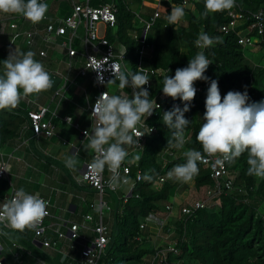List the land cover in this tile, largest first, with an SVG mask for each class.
<instances>
[{
    "label": "trees",
    "instance_id": "16d2710c",
    "mask_svg": "<svg viewBox=\"0 0 264 264\" xmlns=\"http://www.w3.org/2000/svg\"><path fill=\"white\" fill-rule=\"evenodd\" d=\"M108 1L114 4L116 22L113 27L107 28L105 34L111 43L121 42L127 48L125 60L130 57V72L139 71L144 49L150 51V66L158 72L149 73V84L144 86L150 93L149 100L153 101L162 92L165 76L172 77L177 68L187 67L189 60L198 52L202 51L212 61L204 73L209 80H198L194 83V87H200L201 91L196 90L190 110L185 113L190 124L185 130L186 143L183 152L180 153L181 149L167 146L173 132L163 123V114L173 108L172 98L168 97L160 108H155L153 113L146 117L145 122L154 129L145 132L142 146L137 149L136 145H124L129 153L124 162L131 165L128 175L133 183L131 195L124 201L123 191L107 192L112 224L109 243L98 264H142L153 261L157 252L168 248L166 245L156 247L147 239L149 233L146 234V227L140 226L151 213L159 218L168 217L170 211L167 206L172 202L164 205L161 202L170 198V189L178 180L167 177V173L174 166L186 163V150L196 149L203 152L196 135L202 125L200 116H204L206 111L205 100L211 80L218 82L222 99L229 91H247L250 102L264 100V33L260 35L256 29L250 32L252 40L257 41L255 48L258 47L262 52L259 59L250 60L245 54L246 49L239 43L240 37L246 33V28L254 21L253 14L264 9V0H235V7L230 10L247 17L248 20H239L237 26L228 28L227 31L223 30V27L228 26L232 20L229 10L205 15V0H193V4L190 3L184 8L185 15L182 20L171 25L167 17L173 7L181 6L182 0H161L159 17L151 22L155 9H148L144 14L146 22H140L138 25L136 20L143 5L142 0H90L89 3L98 6ZM73 4L71 0H53L44 19L36 24L23 15L20 18L15 16L19 21L17 31H43L46 39L47 25L57 17H67ZM12 15L18 14L0 13V32L1 35L6 33L4 37L8 38L5 42L0 41V75L4 71L3 61L10 54L9 44L14 30L9 23L15 19ZM147 22L151 24L147 26ZM144 28L146 31L143 36ZM133 30H137L136 37L129 34ZM200 32H205L213 38L218 37L219 42H214L208 48H197L195 40ZM36 41L39 44L29 45L23 40L17 52L32 51L34 58H39L40 49L45 43L39 36L34 37V42ZM183 49L186 51L185 56H182ZM85 62L84 57V64ZM116 83L119 84V81ZM127 89V97L131 99L133 89ZM115 95H120V90L116 91ZM176 100L183 108L184 102L179 98ZM29 107L28 104L20 103L17 108L21 109L0 110V151L7 143L21 135L36 137L29 117V112L35 110H27ZM59 120H56V125L60 123ZM137 155L139 160L134 159ZM247 158L248 154L245 152L229 161L234 191V188L223 191L214 197L213 205L196 209L189 215L184 214L185 217L179 220L167 221V227L174 223L176 237L173 238V245L179 249V253L168 251L165 264H264V220L258 211L259 206L264 204V178L247 174ZM197 163L199 172L194 178L197 188L207 183L214 185L209 170L203 168L200 162ZM138 172L141 173L139 181L136 180ZM145 174L152 179L145 180ZM161 177L167 178L161 182ZM86 207V212L93 211L89 203ZM7 230L10 237L0 238L1 264H35L38 260L50 264H69L68 259L61 260L62 255L57 250L37 246L32 229L23 232L10 228Z\"/></svg>",
    "mask_w": 264,
    "mask_h": 264
},
{
    "label": "clouds",
    "instance_id": "9594fccd",
    "mask_svg": "<svg viewBox=\"0 0 264 264\" xmlns=\"http://www.w3.org/2000/svg\"><path fill=\"white\" fill-rule=\"evenodd\" d=\"M233 7L235 0H205L204 14L223 12ZM47 11L48 4L42 0H0V13L20 14L34 24L41 22ZM184 15L183 7H173L167 17L169 25L181 21ZM214 42H219V38L200 32L195 46L204 49L212 46ZM126 52L127 48H122L123 56ZM34 56L32 51H14L3 61L4 71L0 75V110L15 109L22 98L38 95L52 88L53 80L49 72ZM107 59L108 57L104 58V61L107 62ZM211 63L201 51L189 60L187 67L177 68L172 77H164L163 94L184 102L183 108L174 105L163 114V123L173 130L168 147H184L185 130L190 124L185 113L190 110L191 102L196 96L194 83L198 80H209L204 73ZM101 66L102 64L95 65L93 70H99ZM110 68L114 78L109 79L107 84L119 81V89L131 87L132 98L129 99L127 95H109L107 91L101 93L91 113L95 117L92 134L89 135L86 130L84 136L89 141L87 149L95 154L87 169L99 176L107 166L112 174L108 181L109 187L115 189L121 183H128V178L121 177L119 173L121 165L129 156L124 145L139 146V138L144 133L138 126L143 127L146 117L153 113L154 106L159 105L149 100L150 93L144 87L149 84L148 69L141 68L133 73L116 64H111ZM96 82L104 83L102 73H98ZM205 109V122L196 135L203 152L196 149L186 150V163L174 166L167 173L168 177L187 183L198 174L197 162H204L205 154L209 157H220L215 164L222 166L224 161H231L247 152V174L264 178V100L250 102L247 91H229L222 99L218 82L211 80ZM69 121L71 122V117ZM134 159L139 160V155ZM77 164L75 154L65 161V166L69 169H75ZM144 179L151 180L152 177L145 174ZM47 206L48 202L39 193L30 194L20 188L10 200L0 204V224L18 232L33 229L48 214Z\"/></svg>",
    "mask_w": 264,
    "mask_h": 264
},
{
    "label": "built area",
    "instance_id": "2783aa9c",
    "mask_svg": "<svg viewBox=\"0 0 264 264\" xmlns=\"http://www.w3.org/2000/svg\"><path fill=\"white\" fill-rule=\"evenodd\" d=\"M49 0H42V2L46 3ZM90 0H81L76 1L73 4V8L71 13L67 17H57L54 22H51L47 25L46 29V39H49L51 36H56L60 38V44L63 49L66 50L67 54L72 57L75 56L78 52L77 46L81 43L84 46L85 52L84 57L86 58V62L84 66L79 70L80 76H86L87 72L90 71L92 74V78L94 79L97 86V94L94 97L93 103L89 106L90 114L93 111V105L96 102V99L100 96L101 93L107 91L109 95L112 93L108 90L107 81L109 79H113L112 71L110 68L111 64L119 65L123 68L124 60L126 58V53L123 56L122 48L125 46H120V48H116L113 43H111L106 34L100 35V24H104L105 31L108 27H113L116 22V10L114 4L111 1L106 3H101L98 6L90 5ZM51 3V2H50ZM192 3L193 0H182L181 6L185 8L188 4ZM159 8L155 10L154 16L151 18V22H153L156 18L159 17ZM229 16L232 17V20L229 22L228 26H224L223 30L227 31L228 28H233L239 24V20L241 22H246L248 20L247 17H243L241 14H237L234 10H229ZM253 23L246 28L245 35H242L239 39V43L247 50V47H253L257 41H253L250 37V32L254 29L258 31L261 35L264 33V9H260L255 14H253ZM151 22H147V26L151 24ZM84 26L83 34H79L78 30L80 26ZM10 27L14 30V34L11 38L9 48L10 52H14L16 50V40H26L29 45H32L34 42V37L36 32L34 31H25L20 32L17 31L18 24L15 21L11 22ZM136 37V36H135ZM95 47L97 50H100V55L91 53L89 51L90 48ZM45 52L42 51L41 55H44ZM108 57L107 62L104 61V58ZM102 64L99 70H93L95 65ZM140 69V66H139ZM158 72L157 70L150 68L148 73L155 74ZM98 73H102L104 78V83H97ZM197 91H201V88L196 86ZM67 90L66 85H63L57 93H64ZM168 99V96L163 94V91L160 92L153 101L160 108L162 104ZM173 106L178 105V101L175 99H171ZM179 106V105H178ZM29 117L31 120V125L33 127L34 133L36 137L41 135L52 138L55 135L56 131V120L60 119V122H69L70 116H59L56 111L51 110L49 107H42L38 111H30ZM93 117V116H92ZM95 119V117H93ZM72 121V119H71ZM139 127V130L144 133L142 137L139 138V146H136L137 149L142 146V140L145 136L146 131H150V129H154L147 125L144 120V126ZM75 128H79L78 124H75ZM86 130H82L84 134ZM135 139V137H134ZM93 153V157H94ZM205 161L200 162L202 167L209 170L210 178L213 180L214 185L211 188H208L206 193L207 196L199 198L198 200L193 201L188 206L181 208L182 214H191L196 209L206 208L210 205H213L214 197L221 194L223 191L232 190L234 188L233 185V177L230 176L229 172V161H224L223 165H216V159L220 157H209L205 154ZM93 160V158H92ZM91 160V162H92ZM91 162L86 163L84 166L82 173L79 178V182L90 186L93 190H95L97 197L94 202L91 203L92 212H88L84 215L83 223H71L70 225V237L72 240L83 242L81 248V261L80 264H98L101 256L104 254L107 245L110 240L109 236V228L104 223V212L111 211V206L107 200L104 199V195L107 192L116 193L117 191H123L124 197L123 200L126 201L128 197L131 195L133 183L130 182L128 175L130 173V164L123 163L119 169V173L121 177H127L128 183H121L115 189L110 188L108 181L111 177V173L108 171L107 166L105 167L108 173H105V169L102 174L97 176L96 174L90 172L87 169V165ZM127 169V172L125 171ZM8 174V162L4 158L3 155L0 156V186L2 181L7 177ZM168 177V175H167ZM167 177L159 178L161 182H163ZM195 178V177H194ZM193 178L192 181H195ZM136 180H141V173L138 172L136 176ZM18 189L12 188L9 194H3L0 189V204H3L5 201L10 200L15 192ZM30 194H36L31 193ZM42 199L48 202L47 206V215L43 218L42 221L38 222V224L32 229L34 232V239L41 243V247L44 248H55L57 245V241L51 239L48 236V218L51 217V208L53 206L51 198L48 196H43L39 194ZM212 202V203H211ZM167 209L171 213L172 206L168 205ZM96 212V213H95ZM94 214L97 215V219L95 220ZM168 215V216H169ZM261 217L264 220V208L261 212ZM169 217L159 218L154 214H149L144 222L141 224V228L147 227L150 223H155L161 231L165 228L166 223ZM94 225H87L88 222H93ZM91 231L94 234V237L91 241L83 236L82 232ZM7 233V235H5ZM2 236L10 237V233L4 225L0 226V238ZM1 247V243H0ZM172 252L174 254L179 253V249L174 245L169 246L165 250H160L157 252L153 261L145 262L142 264H165L167 263L166 253ZM19 257L18 255H16ZM1 264V263H0ZM36 264H50L43 260H38Z\"/></svg>",
    "mask_w": 264,
    "mask_h": 264
},
{
    "label": "crops",
    "instance_id": "0c3cea01",
    "mask_svg": "<svg viewBox=\"0 0 264 264\" xmlns=\"http://www.w3.org/2000/svg\"><path fill=\"white\" fill-rule=\"evenodd\" d=\"M71 1H73L74 3L76 1L78 2L81 0H71ZM163 1H170V0H163ZM142 3L143 5L152 4L153 9L155 10L157 8H160V9L162 8V4H160L161 0H142ZM49 5H48V8H49ZM145 13L146 11L144 12V14ZM12 16L15 18V19H12V21H15L19 25V23L17 22L18 21L17 18H20L21 15L18 14V15H12ZM140 22L144 24L146 20H144V18L140 16L139 20H136V24L138 25V23ZM79 31H80V34L82 35L84 31L83 25L80 26ZM145 31H146V28H144L143 32ZM36 32L37 33L35 36L41 37V40H43V42L45 43L43 44V48L40 49L41 50L40 53L44 51L45 54L35 59L40 61L44 65L46 71L49 72L53 80V86L51 89L47 91L50 92V94L53 93V97L55 96V99L58 100V103L56 104L57 105L56 107L50 108V106H47L44 103L45 97L42 95V92H41L38 95L34 94V95H30L26 97L27 104L30 106L29 108H26V109L30 111V110H36V109L40 110L42 107H49L51 110L56 111V113L60 116H70L72 121L71 123L60 122L56 126L55 135L52 138H47V137L38 138L32 135H29V136L21 135L19 138H16L15 140H12L9 143H7L2 148V150H4V148L7 146L11 148V151H8L9 153L7 154H4L2 150L0 151L1 155L3 156L7 155V159L5 158V156L4 158L8 162V174H7V177H5V179L3 180V183L4 181H7V180H9L10 182V177H9L10 174L13 172V169H17L16 164L12 162L11 159L18 160L19 164H25L23 163L25 161L26 163L30 165H32L31 163H33L34 165L39 166L42 163V157L39 156L40 154L37 155L38 150H44V148H46L45 151L50 150V153L53 152L52 156H50V153L49 154L44 153L45 155L42 153V156H45V159H44L45 164L49 165V167H52V170L49 172V174H51V176H55L56 178L55 182L57 184L59 182L58 187L55 188V193L57 192L58 193L57 195L59 196L58 199H53L51 195L48 196V193L46 190H40L39 188H36V187H33L30 190H25V189L24 190L26 192L39 193L43 196H48L51 198V201L53 204L51 208L52 215L47 220V223H48L47 232H48V236L51 239L57 241V245L53 249L57 250L58 253L62 255L61 260L64 261L66 258L69 260V264H80V261H81L80 252H81L83 242L75 241L71 239L70 225L71 223L80 222L77 220V217L79 215L84 216L85 214H87L89 212V211L86 212L87 204L89 203L91 205V200L97 197L95 190H93L88 185L79 182V178H80V175L82 173L84 166L86 165V163L91 162L93 158V153H94L92 150L87 149L86 146L89 143V141L87 138H85L84 134L82 133V130L89 131V135L92 134L91 131H92V127L95 126V119L90 114L89 106L93 103L94 97L97 94V90L94 92L92 96H89L87 89L83 88L84 97L82 99V105H77V108H66L67 105L64 102L63 94H65L73 86L74 83H77V80L80 77L79 70L84 65V52H85L84 46L81 43H79L78 52L76 56L70 57L67 54L66 50L62 48L59 37L51 36L49 37V39H45L43 31L40 32L39 30H36ZM1 33L2 32H0V41L5 42V40L8 39L7 37H4L6 33L2 35ZM105 33H106L105 28L101 26L100 35H104ZM129 34L131 36H137V30H133ZM15 42H16L15 51L17 52L23 40L17 39ZM33 44L36 45L39 43H37L36 41ZM113 44L116 48H120V46H124L121 42H116ZM89 51L91 53L100 55V50H97L95 47L90 48ZM248 53L250 54V56L247 55ZM245 54L250 60L254 59L253 52H250V50L247 49V51H245ZM185 55H186V51L183 49L182 56H185ZM149 58L150 57H148V59L146 60V63H147L146 66H144L143 61H141L140 69L143 68V69L149 70L151 68L150 63H149ZM66 70H67V73L65 72ZM70 73H75L74 82L73 80L70 79ZM83 77H86V79H89L90 82L92 81L94 83V86L97 88L96 83L94 79L92 78V74L90 71H88L87 75ZM63 85H66L67 91L64 93H57ZM78 87L81 88V84H79V86H75L76 89ZM107 88L111 92V90L109 89V85L107 86ZM127 88L128 87L124 89H119L117 85L116 91L120 90L121 96L129 95L128 91H126L128 90ZM33 97H35L36 100ZM22 99H25V98H22ZM22 99L20 103H23ZM15 109H21V108H15ZM22 109H25V108H22ZM75 124H78L79 128H75ZM60 142H62V145L69 144L70 146L69 154L68 152H66V150L62 149V147L60 146L61 145ZM52 144H54L55 147H52ZM73 154L76 155L78 159V164L75 169H69L68 167L65 166V161ZM30 165L28 166L31 167ZM61 172H64V174L62 175ZM105 173L107 174L106 169H105ZM63 179H67L65 181V185L62 184L64 189L62 188V185H60V181H62ZM190 182L195 184V181H190ZM18 183L24 186L26 184V181L22 178L18 180ZM188 184L189 183L187 182V185ZM191 186L192 185H190V188H192ZM12 188L20 189L22 187L20 186L16 187L14 183L12 182H10V186L7 190L3 189L2 186L0 187L1 192L3 194H9ZM188 192L190 191L185 189L183 192L180 193L178 197H176L175 195L172 196V204H171L172 211L170 215L168 216L170 220L174 219L176 214H178V211H177L178 208H183L185 206H188L193 201L198 200L199 198H202V197L192 198V200L190 201L189 196H187ZM55 193L53 192L52 194H55ZM175 194H178V191L175 192ZM182 199L188 200L189 202L183 203V205H180V202ZM176 203L179 206L178 208H176L175 206ZM94 217L96 218V214ZM180 217H181V214H180ZM89 225L93 226L94 224L91 223ZM106 226L110 230L111 227L108 225ZM146 229H147V233H149L148 238L149 237L153 238V237H157L158 235H160V231L155 223H150L146 227ZM89 232L91 231H85V232H82V234L83 236H86V234ZM93 237H94V234L92 233V238ZM91 240L92 239H89V241ZM73 244H76V245H73Z\"/></svg>",
    "mask_w": 264,
    "mask_h": 264
},
{
    "label": "rangeland",
    "instance_id": "374dc122",
    "mask_svg": "<svg viewBox=\"0 0 264 264\" xmlns=\"http://www.w3.org/2000/svg\"><path fill=\"white\" fill-rule=\"evenodd\" d=\"M53 0H49L47 1L46 3L49 5L50 2H52ZM56 1V0H55ZM153 8V5L152 4H145L141 7L140 11H139V15L144 18V12L147 11L148 9H152ZM20 15V14H19ZM137 16V20H139V17L140 16ZM11 22L12 20L10 21V25H11ZM19 23V21H17ZM104 26L103 23L100 24V27ZM78 33L80 34V31L78 30ZM248 50H250V52H253V56H254V59H259L261 58V54L262 52L259 51L257 48H255V46L253 47H247ZM247 51V50H246ZM150 51L146 48L144 49L143 51V65L146 66L147 63H146V60L148 59L149 57V54ZM247 55L250 56V54L248 53ZM131 60H130V57H128L126 60H124V64H123V69H126L127 71H130L131 70ZM66 68V66H65ZM67 73V70L65 71ZM74 77H75V73H70V79L73 80V82L75 81L74 80ZM79 84H81V88L78 87L77 89L75 88V86H79ZM117 83L115 84H109V89L111 90V93L112 94H115L116 92V88H117ZM83 88L87 89L88 91V95L89 96H92L94 94V92L97 90V88L94 86V83L91 81H89V79H86V77H83V76H80L77 80V83H74L73 86L65 93L63 94V97H64V102L66 103L67 107L66 108H77V105H82V99L84 97L83 95ZM129 93V92H128ZM42 95L45 97V104L47 106H50V108H54L56 107L57 103H58V100H53V93L50 94V92L48 91H44L42 92ZM35 99V97H33ZM58 99V98H57ZM23 100V103L22 105H27V101H26V98L25 99H22ZM36 100V99H35ZM69 104V105H68ZM65 105V104H63ZM62 105V106H63ZM60 116V115H59ZM63 117V116H61ZM200 122L201 124H203L205 121L203 120V115L200 116ZM46 138L45 136L41 135L39 136L38 138ZM61 143V147L63 150H66V152H68V154L70 153L69 149H70V146L69 144H66V145H62V142ZM52 147H55L54 144H52ZM51 147V148H52ZM46 148H44V150H38L37 152V155L41 156L42 157V163L41 165L39 166H36L34 165L33 163H31L32 165L26 163L25 161L23 163L25 164H19V161L18 160H15V159H11L12 162H14L16 164V167L17 169H13V172L10 174V182L14 183V185L17 187V186H20L22 187L23 189L25 190H30L31 188L33 187H36V188H39L40 190H46L47 193H48V196L51 195V197L53 199H58V193L56 192L55 193V188L58 187V184L55 182L56 181V178L55 176H51V174H49V172L52 170V167H49V165L45 164L44 162V159H45V156H42V153H47L49 154L50 153V150H46ZM183 149L184 148H181V151L180 153L183 152ZM4 154H7L9 153L8 151H11V148L9 147H5L4 150H2ZM1 155V154H0ZM45 155V154H44ZM53 155V152L50 153V156ZM5 156V155H4ZM163 156V154H162ZM5 158L7 159V155L5 156ZM19 165V166H18ZM28 165H30L31 167H29ZM18 170V172H17ZM54 170V168H53ZM21 174V175H19ZM61 174L63 175L64 172H61ZM16 175V176H15ZM19 175V176H18ZM24 179L26 181V184L24 186H22V184L18 183V180L20 179ZM70 178V177H69ZM71 179V178H70ZM67 179H63L62 181H60V185H65V181ZM10 182L9 180L7 181H2L1 183V186L3 189H8L9 186H10ZM189 184L187 185V183L183 182V181H180L178 180L176 185L173 186V188L170 189V198L167 199V201H163L161 202V204H166L168 203L169 201L172 202V196L175 195L176 197H178L180 195L181 192H183L185 189L189 190L190 192L187 193V196H189L190 198V201L192 200V198H199V197H205L207 196V189L208 188H211V185L210 184H205L204 186H202L201 188H197L195 186V184H193L192 182H188ZM63 185H62V188H63ZM190 185H192L190 188ZM0 186V187H1ZM64 189V188H63ZM235 190V186H234V189L232 191ZM178 191V194H175V192ZM55 193V194H52V193ZM104 199L107 200L108 202L110 201L109 199V194H105L104 195ZM91 200V199H90ZM95 199L91 200V203L94 202ZM189 202L188 200H181L180 202V205H183V203H187ZM212 203V202H211ZM214 203V202H213ZM176 208H178V204L176 203L175 204ZM264 208V204H261L258 208V211L261 213L262 210ZM178 214H176V216L174 217V219H169L168 218V221L171 222L172 220H179L180 218L182 217H185L182 212H181V208H178ZM96 213V212H95ZM180 214H181V217H180ZM111 216H112V212L111 211H105L104 212V221L106 223V225L110 226L111 227ZM77 220L80 221L81 223L84 222V216L82 215H79L77 217ZM92 222H88L87 225L91 224ZM171 225L170 226H165V228H163L161 231H160V235H158L157 237H153V238H147L149 239L156 247L158 246H162V245H166L167 247L169 246H173L174 244V235L176 234V230H175V227H174V223H170ZM147 234V232H146ZM145 234V235H146ZM86 238L88 239H93L92 238V233L89 232L86 234ZM73 245H76V244H73ZM4 257V256H2ZM149 258V257H147ZM148 260V259H147Z\"/></svg>",
    "mask_w": 264,
    "mask_h": 264
},
{
    "label": "water",
    "instance_id": "95a60500",
    "mask_svg": "<svg viewBox=\"0 0 264 264\" xmlns=\"http://www.w3.org/2000/svg\"><path fill=\"white\" fill-rule=\"evenodd\" d=\"M145 35V32H143V36ZM37 246L41 247V243L39 241H36Z\"/></svg>",
    "mask_w": 264,
    "mask_h": 264
}]
</instances>
